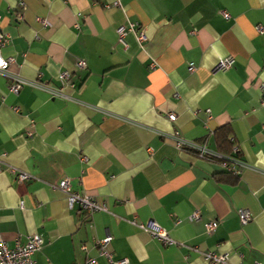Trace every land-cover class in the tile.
<instances>
[{
  "label": "crops",
  "instance_id": "obj_1",
  "mask_svg": "<svg viewBox=\"0 0 264 264\" xmlns=\"http://www.w3.org/2000/svg\"><path fill=\"white\" fill-rule=\"evenodd\" d=\"M113 1L0 0V54L36 84L15 94L0 74V238L12 248L39 234L33 264H109L95 245L106 234L126 264H207L205 251L264 264V0ZM127 21L124 47L115 29ZM224 130L237 174L175 145L218 152ZM61 179L107 209L68 208ZM148 220L175 243L136 225Z\"/></svg>",
  "mask_w": 264,
  "mask_h": 264
},
{
  "label": "built area",
  "instance_id": "obj_2",
  "mask_svg": "<svg viewBox=\"0 0 264 264\" xmlns=\"http://www.w3.org/2000/svg\"><path fill=\"white\" fill-rule=\"evenodd\" d=\"M113 5H118L119 0H114ZM226 16L227 14L224 13ZM137 28V24L131 21H127L125 23H121L115 29L117 41L121 43L124 47L126 46L125 36L129 32H134ZM256 30L260 33H264V26L257 25ZM137 39L141 42L144 39V35L142 32L136 35ZM3 41H5L4 34L0 31V46L3 45ZM13 62V58L11 56L2 57L0 54V74L4 75L10 80V84L8 86V90L12 93H18L21 87L25 84H33L34 82H30L27 79L19 77L16 74H12L8 72L9 64ZM233 63V59L231 57H225L219 59L216 68L219 70L228 69ZM77 67L84 68L85 61L84 59H79L76 63ZM193 64L189 63V70L193 69ZM69 73L67 71H63L60 74V80L63 84L68 83ZM56 92V91H55ZM53 91V93H55ZM167 117L170 121L175 119L174 113H168ZM175 145L180 149H187L189 151H193L198 157L208 158V157H216L224 159L222 166L232 172L239 173L240 167L244 166V162L237 157L234 156H225L220 154L217 151H213L207 147L204 142L197 143L194 141H185L180 138L178 135H174ZM14 170V169H13ZM29 178V174L25 171H17L16 179L17 181L23 182ZM59 190L66 194L67 207L72 208L76 204L79 206V209L84 210L85 212L92 214L97 211L106 210V206L104 204H100L85 194L84 192L71 191L69 187V183L67 179H61L58 183L54 185ZM22 207L23 204L20 203ZM198 217L196 212H193L189 218L196 219ZM251 216L248 211L241 210L240 211V220L241 223H246L250 220ZM218 222L216 219L208 220L204 223V227L206 232L213 231ZM140 229L148 232L153 238L159 240L163 245H172L175 243L174 239L168 234V232L161 227L158 223L152 220H148L144 223L136 224ZM111 236L106 234L101 239L97 240L95 245L97 247V254L104 259L109 264H126L128 261L126 258H114L112 251L109 249ZM43 239L39 234H31L27 237L24 243L17 242L12 248H9L4 243L3 239L0 238V264H33V254L39 250L42 246ZM82 249L86 250L87 246L85 244L82 245ZM195 250H198L196 247ZM202 257L205 259L207 264H226L228 261L227 252L214 253L211 251L201 252ZM96 259L93 256H87L85 261L82 264H95ZM237 264V263H236ZM259 264V263H255Z\"/></svg>",
  "mask_w": 264,
  "mask_h": 264
},
{
  "label": "trees",
  "instance_id": "obj_3",
  "mask_svg": "<svg viewBox=\"0 0 264 264\" xmlns=\"http://www.w3.org/2000/svg\"><path fill=\"white\" fill-rule=\"evenodd\" d=\"M223 129H226V128H222ZM226 130H224V134H220L219 136V139H218V143H219V147H220V151H218L219 153H221V151L223 149H225L227 146H228V139H227V132H225ZM224 152V151H223ZM222 154V153H221ZM206 159H211V160H216L218 161L221 165L222 163L224 162V159L222 158H216V157H208ZM223 167V166H222ZM224 168V167H223ZM225 169V168H224ZM226 170V169H225ZM228 172V170H226ZM230 172V171H229Z\"/></svg>",
  "mask_w": 264,
  "mask_h": 264
}]
</instances>
